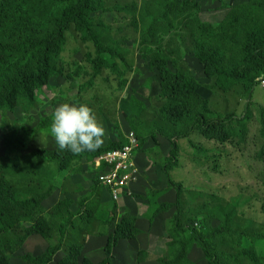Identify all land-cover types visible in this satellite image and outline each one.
I'll list each match as a JSON object with an SVG mask.
<instances>
[{
    "label": "rangeland",
    "instance_id": "obj_1",
    "mask_svg": "<svg viewBox=\"0 0 264 264\" xmlns=\"http://www.w3.org/2000/svg\"><path fill=\"white\" fill-rule=\"evenodd\" d=\"M153 1L101 0L98 3L100 10L93 15L108 47V59L101 69L95 66L98 56L95 44L74 27L68 33L61 53L65 64L63 74L53 77L50 84L37 90L35 102L22 101L14 111L0 110V175L31 194L51 193V198L45 202L48 211L65 198L69 202L55 219V236L52 238L32 235L20 249V240L15 233L0 238L1 248L11 256V264H28L24 259L27 252L46 250L50 244L57 243L62 233L61 225L71 212H79L83 200V209L69 226L70 229L76 227L74 237L67 236L70 234L66 231L65 245L51 264H60L75 244H82L84 256L93 261L105 260L109 234L115 230L119 217L125 214L145 217H136V226L141 232L134 239L110 246L114 264H159L158 257L169 251L173 237L171 229L177 227L176 217L186 227L187 231L182 233L189 238L191 225L212 230L221 226L226 218L228 226L240 230L244 236L264 232V214L261 212L264 201L263 75L254 80L258 84L252 91L249 110H246L251 88L248 84L221 90L204 81L203 67L193 53L194 36L188 25V15L185 21L170 20L162 28L160 39L155 41L150 36V41L166 54L169 50L178 53L179 69L199 83L208 100L207 118L217 120L233 116V125L236 128L246 125L248 132L244 140L233 137L225 144L207 140L199 131L177 140L178 152L169 172L173 181L181 185L182 194L178 200L173 188L161 195L155 193L168 187L163 168L169 166L172 144L166 136L172 135L175 127L159 114L160 87L158 73L150 66L148 58L150 45L135 28L133 13L127 12L138 6L141 11L149 7L155 13L158 8L153 7ZM247 2L228 0L227 6L223 7L216 1L200 0L199 16L203 22L217 25L228 18L235 6ZM72 3L73 0H0V42L7 43L12 39L11 35L15 34L23 17L45 24L47 12H57ZM1 48L0 56H6V60H0V65L14 56ZM63 103L87 104L94 110L98 122L105 128L104 146L110 142L119 143L122 137L123 143L130 132L140 138L145 152L142 154L145 170H140L141 177L144 174L143 183L135 191L132 190L135 184L131 185L130 191L135 196L131 193L128 197L117 198L99 186L94 189L97 183L92 177V162L86 158L73 161L62 172L56 164L42 161L35 155L39 150L58 147L50 127L55 108ZM162 203H170L172 208L155 216ZM87 217L91 219L90 223L85 222ZM150 217H154L152 221ZM233 237L221 236L216 240L229 245ZM250 240L262 256L264 244L254 238ZM190 246L183 264L208 262L194 242ZM12 247L17 250L12 252Z\"/></svg>",
    "mask_w": 264,
    "mask_h": 264
},
{
    "label": "trees",
    "instance_id": "obj_2",
    "mask_svg": "<svg viewBox=\"0 0 264 264\" xmlns=\"http://www.w3.org/2000/svg\"><path fill=\"white\" fill-rule=\"evenodd\" d=\"M100 1L73 0L70 6L62 10L47 12L44 18L47 19L45 24L34 22L29 17L21 19L15 34L11 35L12 39L7 43L0 42L1 50H8L14 54L13 59L0 65V110L14 111L22 101L29 104L35 102L37 90L50 84L53 77L63 74L65 64L61 59V53L67 42L68 33L74 27L95 44L98 53L95 66L98 70L101 69L102 63L108 59V47L102 38L100 25H97L93 19V15L100 10L98 7ZM211 1L226 7L228 0ZM153 7L158 8L155 13L149 7L141 11L138 6L129 8L127 12L133 13L135 28L150 45L148 58L150 66L158 73L157 80L160 87L159 114L168 124L175 127V132L166 136L172 144L169 166L163 168L164 175L168 179V187L156 190L155 193L161 195L173 188L179 200L182 194L181 185L173 181L169 172V169H173L175 155L178 152L177 140L187 138L193 131H199L207 140L225 144L233 140V137L244 140L248 128L242 124L236 128L233 125L235 121L233 116L217 120L207 118L205 111L208 100L201 92L199 83L190 74L179 69L181 60L176 51L169 50V54H166L150 41V36L158 41L165 24L170 20L185 21L188 15V25L194 36L193 53L203 67L202 79L221 90H227L238 84H248L251 88L246 110H249L252 91L258 84V82L254 83V80L261 75L264 78V0H248L246 4L235 6L228 18L217 25L200 19V0H154ZM0 60L5 61L6 56L1 55ZM261 120L264 138V117ZM122 140L123 137L119 143L110 142L95 151H85L81 154H73L68 150L61 151L58 146L54 150H39L35 155L42 161L56 164L59 170L64 172L75 160L86 158L93 163L102 153L121 149L127 143L126 137L123 143ZM141 143L136 151V162L142 172L145 170L142 158L145 152ZM262 154H264V144ZM91 171L97 183L94 189L99 186L111 195L110 189L100 184L99 172L92 166ZM143 181L144 174L142 177L139 176L138 183H135L132 190L135 191ZM51 195V193L35 195L18 189L5 175H0V238L15 233L20 240V249L26 239L32 235H40L43 238L55 236V219L69 202L65 198L54 209L48 211L45 202ZM126 196L128 197V192ZM83 201L78 213L83 209L85 202ZM171 208L172 204L162 203L158 206L155 216ZM261 212L264 214V201ZM78 213L71 212L67 221L61 225L62 233L57 243L50 244L46 250L27 252L24 255L26 262L51 264L63 244L65 245L66 231L70 234L67 236L74 237L75 226L73 229L70 227L73 225L72 219L78 217ZM83 217H86L85 214ZM136 217L144 219L145 216L134 213L119 217L115 230L108 237L105 260L93 261L84 256L82 244H75L69 248L68 253L59 263L114 264L110 246L134 239L141 232L136 226ZM153 218L150 217V220L152 221ZM85 222L90 223L91 219L87 217ZM175 224L177 227L171 229L173 237L169 242V251L158 257L159 264H183L187 259L191 242L203 252L208 260L205 264H264V252L262 256L259 255L250 240L254 238L264 244V232L252 237L244 236L240 230L229 227L226 218L221 226L213 227L212 230L191 225V238H189L182 233L187 230L179 223L178 217L175 218ZM227 235L234 236L229 245L217 242V237L226 238ZM10 249L12 252L17 250L13 247ZM0 264H11L10 254L1 246Z\"/></svg>",
    "mask_w": 264,
    "mask_h": 264
},
{
    "label": "clouds",
    "instance_id": "obj_3",
    "mask_svg": "<svg viewBox=\"0 0 264 264\" xmlns=\"http://www.w3.org/2000/svg\"><path fill=\"white\" fill-rule=\"evenodd\" d=\"M50 132L61 151L68 150L73 154L99 149L106 134L91 107L69 103L55 108Z\"/></svg>",
    "mask_w": 264,
    "mask_h": 264
},
{
    "label": "built area",
    "instance_id": "obj_4",
    "mask_svg": "<svg viewBox=\"0 0 264 264\" xmlns=\"http://www.w3.org/2000/svg\"><path fill=\"white\" fill-rule=\"evenodd\" d=\"M264 85V83L262 84ZM127 143L121 149L102 153L92 163L99 172V182L111 191L115 197L131 194V185L139 180L140 168L136 162V151L140 146L137 136L130 132L126 136Z\"/></svg>",
    "mask_w": 264,
    "mask_h": 264
}]
</instances>
